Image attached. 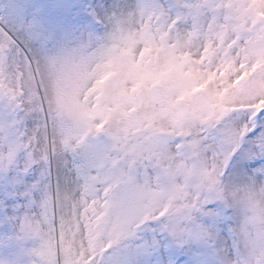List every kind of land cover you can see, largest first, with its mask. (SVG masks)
Segmentation results:
<instances>
[{"label": "snow or ice", "instance_id": "snow-or-ice-1", "mask_svg": "<svg viewBox=\"0 0 264 264\" xmlns=\"http://www.w3.org/2000/svg\"><path fill=\"white\" fill-rule=\"evenodd\" d=\"M0 264H264V0H0Z\"/></svg>", "mask_w": 264, "mask_h": 264}, {"label": "clouds", "instance_id": "clouds-1", "mask_svg": "<svg viewBox=\"0 0 264 264\" xmlns=\"http://www.w3.org/2000/svg\"><path fill=\"white\" fill-rule=\"evenodd\" d=\"M193 51V54L196 55L197 54V50L195 48L192 49ZM219 86V80H217L216 82L214 83H211L209 85H206L205 86V91H208V92H212L214 91L217 87ZM221 107L225 108L226 110H231V105H224V104H221Z\"/></svg>", "mask_w": 264, "mask_h": 264}, {"label": "rangeland", "instance_id": "rangeland-1", "mask_svg": "<svg viewBox=\"0 0 264 264\" xmlns=\"http://www.w3.org/2000/svg\"><path fill=\"white\" fill-rule=\"evenodd\" d=\"M90 2H91V0H90Z\"/></svg>", "mask_w": 264, "mask_h": 264}]
</instances>
